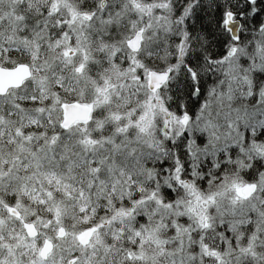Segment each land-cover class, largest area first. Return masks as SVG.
Here are the masks:
<instances>
[{
    "label": "snow or ice",
    "instance_id": "snow-or-ice-1",
    "mask_svg": "<svg viewBox=\"0 0 264 264\" xmlns=\"http://www.w3.org/2000/svg\"><path fill=\"white\" fill-rule=\"evenodd\" d=\"M0 264H264V0H0Z\"/></svg>",
    "mask_w": 264,
    "mask_h": 264
}]
</instances>
